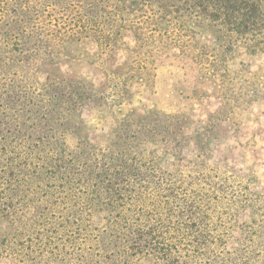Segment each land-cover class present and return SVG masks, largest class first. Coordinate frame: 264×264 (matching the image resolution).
Listing matches in <instances>:
<instances>
[{"label": "rangeland", "instance_id": "374dc122", "mask_svg": "<svg viewBox=\"0 0 264 264\" xmlns=\"http://www.w3.org/2000/svg\"><path fill=\"white\" fill-rule=\"evenodd\" d=\"M10 2L0 0V16L5 17ZM47 10L51 12L42 19L48 33L81 21H69L65 14L62 18L52 7ZM68 12H75L74 4ZM6 17L16 20L17 14ZM99 18L90 15L80 24L90 29L98 25L101 37L108 26ZM192 21L185 28L177 21H160L152 29L149 24L141 44L133 47V38L126 37L130 46L119 48L116 58L106 51L102 37L89 42L90 55H85L80 74L97 84L107 81L100 93L106 102L91 103L71 118L62 136L66 162L59 172L25 176L9 171L7 182L1 180L2 207L15 216L7 234L0 235V264H42L50 249L62 261L47 264H87L84 258L91 257L90 264H103L95 256V229L117 226L120 215L141 205L118 204L127 196L117 190L127 174L117 171L118 152L126 148L128 155L139 156L143 149H154L150 143L131 149L120 139H132L130 134L155 124L165 136L174 131L183 137L178 147L167 143L158 148L171 153L163 158L168 170L179 165L175 178L188 184L191 199L210 214L213 234L231 231L218 249L246 245L250 251L238 263L264 264V52L251 55L246 50L251 42L241 35L225 28L219 33L210 21ZM8 32L15 35L16 28ZM51 57L65 59L58 48ZM115 59L122 63L123 75H116L119 81L112 84L114 76L105 74ZM126 82L128 92L115 98ZM73 156L77 158L71 163ZM6 224L0 222V231ZM62 230L64 239L55 241ZM207 259L202 255L196 264H207Z\"/></svg>", "mask_w": 264, "mask_h": 264}, {"label": "trees", "instance_id": "16d2710c", "mask_svg": "<svg viewBox=\"0 0 264 264\" xmlns=\"http://www.w3.org/2000/svg\"><path fill=\"white\" fill-rule=\"evenodd\" d=\"M29 1L11 0L5 17L0 16V222L8 223L0 235L7 234L15 216L2 207L5 188L1 180L7 182L9 171L25 176L59 172L66 162L62 136L69 129L71 118L91 103L105 101L100 93L107 89V81L97 84L79 70L85 55H90L86 46L95 37H102L106 51L116 58L119 48L130 46L126 37L133 38V47L141 44L149 24L152 29L160 21H177L185 28V23L199 18L210 21L219 33L225 28L246 38L251 42L246 45L249 54L264 52V0H36L33 6L28 5ZM72 4L76 13L68 12ZM48 7L62 18L65 14L69 21H81L71 29L55 28L48 33L49 25L42 19L51 12ZM8 12H15L16 20L8 19ZM90 15L99 16V22L107 24V33L99 37L98 25L91 27L92 31L88 24H80ZM10 27L16 28L15 35L8 32ZM56 48L65 59L51 57ZM115 62L105 74L107 78L109 74L114 76L112 84L119 81L116 75H123L119 67L122 63ZM42 73L46 74L43 81L39 79ZM124 92H128L127 82L121 83L113 95L119 98ZM130 137H121L120 142L131 149L150 143L154 149L147 153L143 149L139 156L128 155L126 148L118 152L117 171L127 172L117 189L127 196H122L118 204L141 205L130 214L120 215L117 226L95 229V256L103 264H196L202 255L208 257L207 264H243L238 261L249 253L248 246L218 249L231 231L221 229L224 232L213 234L210 214L191 199L188 184L175 178L179 165L168 170L164 164V155L171 153L160 152L158 147L167 143L178 147L183 137L174 131L165 136L156 124ZM63 234V230L57 233L54 240L64 239ZM49 251L42 264L62 261L57 252ZM84 257L81 255L80 259ZM84 259L90 264V259Z\"/></svg>", "mask_w": 264, "mask_h": 264}]
</instances>
